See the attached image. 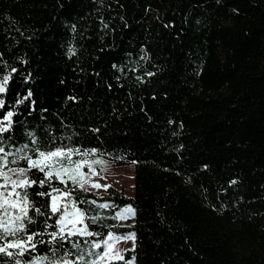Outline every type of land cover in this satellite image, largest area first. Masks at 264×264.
<instances>
[{
    "label": "trees",
    "instance_id": "trees-1",
    "mask_svg": "<svg viewBox=\"0 0 264 264\" xmlns=\"http://www.w3.org/2000/svg\"><path fill=\"white\" fill-rule=\"evenodd\" d=\"M5 76L15 146L135 164L133 196L73 192L100 217L89 239L135 233V264H264V0H0ZM39 191L29 227L47 241L56 217ZM127 205L134 222L119 226Z\"/></svg>",
    "mask_w": 264,
    "mask_h": 264
},
{
    "label": "snow or ice",
    "instance_id": "snow-or-ice-1",
    "mask_svg": "<svg viewBox=\"0 0 264 264\" xmlns=\"http://www.w3.org/2000/svg\"><path fill=\"white\" fill-rule=\"evenodd\" d=\"M9 79L10 76L0 79V93L7 90ZM17 103H23V100ZM4 106V101L0 100V109ZM16 114L8 111L0 119V255L12 258V264H135L134 257L125 260L123 252L114 245L120 240H135V233L117 236L109 232L106 239H89L100 235L90 230V225H96L100 217L88 216L86 210L78 207L77 201L73 199V192L77 189L88 192L90 188L110 187L92 181V177L97 175L94 165L102 161L97 159L90 162L87 157L96 150L82 151L67 145L41 150L39 141L35 139L17 147L13 144V136L9 134L14 127L13 117ZM34 135L33 132L28 133L30 137ZM74 155L81 158L73 159ZM85 166L89 169L88 173L82 170ZM34 173H41L42 178H33ZM54 180L64 187L53 186ZM34 186L42 189L47 186L50 189L34 194L50 199V204L45 205V208L51 217H56L52 224L47 223V217L44 220L45 229H54L47 233V241L38 239L45 235L44 231L31 230L29 227L36 224L35 216H45V211L37 207L33 199L31 189ZM87 202L96 203L95 200ZM97 207L108 209L115 205L101 203ZM134 215L135 210L128 206L113 218L125 220ZM44 244L50 245L49 252L39 254L38 245ZM65 244L70 245V249L58 256L57 252L64 249ZM26 255L28 259H24ZM0 264L8 262L0 261Z\"/></svg>",
    "mask_w": 264,
    "mask_h": 264
},
{
    "label": "rangeland",
    "instance_id": "rangeland-1",
    "mask_svg": "<svg viewBox=\"0 0 264 264\" xmlns=\"http://www.w3.org/2000/svg\"><path fill=\"white\" fill-rule=\"evenodd\" d=\"M82 150V151H88ZM81 157L78 155H74L73 159H80ZM87 159L91 162L93 160H101L102 163L99 165H94V169L97 172V175L92 177V181L95 183H99L101 185H110L112 187H115L118 190H121L126 195L133 196L135 192V164L133 162H126L122 163V161L117 159H112L109 156L100 154L99 152H95L93 155H90L87 157ZM85 173L89 172V169L87 166L83 167L82 169ZM89 191H92L96 194H102L107 191V188L101 187L99 189H91ZM130 205L121 207L119 209L115 210V216L116 213L119 212L121 209L128 207ZM134 222V216L129 217L125 220H118L117 219V225L119 226H130ZM117 236H124L128 235L129 233L133 232H127V233H116L111 232ZM107 236L105 237V239ZM115 247L120 249L123 254H125V251L128 249H131L135 245V240H120L114 242Z\"/></svg>",
    "mask_w": 264,
    "mask_h": 264
}]
</instances>
